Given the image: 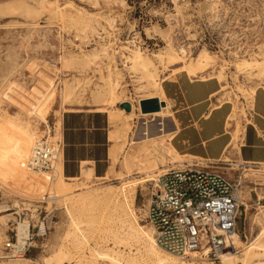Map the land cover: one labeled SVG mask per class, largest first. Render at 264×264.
Here are the masks:
<instances>
[{
    "label": "rangeland",
    "instance_id": "obj_1",
    "mask_svg": "<svg viewBox=\"0 0 264 264\" xmlns=\"http://www.w3.org/2000/svg\"><path fill=\"white\" fill-rule=\"evenodd\" d=\"M263 61L264 0H0V211H6L0 213V239L15 227L10 215L15 207L31 234L45 229L20 259L0 264H151L131 228L154 243L145 221L149 181L172 169L174 157L169 138L152 134L142 142L145 123L155 131L167 120L153 116L164 104L156 99L149 110L157 112L142 114L140 102L155 99L148 97L157 96L165 80L189 78L177 72L185 64L195 69L190 80L219 84L215 99L229 113L233 108L231 117L243 126L252 92L264 83ZM36 100L41 101L38 113L28 115ZM79 110L107 115L113 130L118 123L114 140L121 137V148L112 170L108 155L103 178L82 173L66 178L67 185L62 119ZM30 137L61 146L52 172L33 174L17 163L16 149L25 150ZM238 144L239 139L220 160L241 162L235 156ZM181 160L186 162L173 169L197 165L240 178L235 264H242L245 247L264 231V171ZM256 243L264 246V235ZM219 256L175 261L224 264ZM246 264H264V250L250 251Z\"/></svg>",
    "mask_w": 264,
    "mask_h": 264
},
{
    "label": "crops",
    "instance_id": "obj_2",
    "mask_svg": "<svg viewBox=\"0 0 264 264\" xmlns=\"http://www.w3.org/2000/svg\"><path fill=\"white\" fill-rule=\"evenodd\" d=\"M189 78L176 76L165 80L162 85L160 83L158 91L162 98L160 103L164 104L163 113H171L164 123L166 138H169L167 148L174 157L173 166L169 168L185 163L181 160L185 157L193 161H219L227 166L234 164L233 168L242 165L256 169V172L264 171V83L251 97L246 122L241 126L237 118H231L233 108L229 113L226 104H219L215 99L222 91L217 82ZM70 118H77L78 123H71ZM108 119L107 115L95 110H79L63 116L66 177L63 165L62 174L65 180L79 178L82 173L88 177L103 178L109 169L108 155L112 170L121 148L117 141L121 137L114 140V136L121 131V126L116 123L117 127L113 130ZM238 139L235 156L241 162L236 164L227 156L220 160L228 147H236ZM112 142H115L113 146Z\"/></svg>",
    "mask_w": 264,
    "mask_h": 264
},
{
    "label": "built area",
    "instance_id": "obj_3",
    "mask_svg": "<svg viewBox=\"0 0 264 264\" xmlns=\"http://www.w3.org/2000/svg\"><path fill=\"white\" fill-rule=\"evenodd\" d=\"M60 155L59 144L37 142L31 150L28 168L50 173ZM240 183V178L232 180L224 173L197 165L169 169L149 181L151 193L145 221L153 232L156 246L181 261L192 255L200 260L217 257L222 250H227L232 238L240 237L243 205ZM12 209L10 215L15 227L10 229L11 235L0 239V260L20 258L33 245L35 236L45 235L43 226L31 234L28 222L27 236L19 239L20 208Z\"/></svg>",
    "mask_w": 264,
    "mask_h": 264
},
{
    "label": "bare ground",
    "instance_id": "obj_4",
    "mask_svg": "<svg viewBox=\"0 0 264 264\" xmlns=\"http://www.w3.org/2000/svg\"><path fill=\"white\" fill-rule=\"evenodd\" d=\"M137 58H139V57L137 56ZM262 65H264V61L262 62ZM204 68H205V65H204V63H202L196 70H198V72L201 73V72L204 71ZM177 72H183V73H185L189 77L195 75V69H193V68H191L189 66H186L185 64L181 65L177 69ZM219 79H222V77L219 76ZM159 88H160V86H159ZM159 88H157V92L159 91ZM252 93L254 94V91ZM44 97H45L44 95L41 96V99L44 100ZM154 98L158 99L159 102L162 101V98L159 96V94L157 96H155ZM40 105H41V101L36 100V106L35 105H31L30 110H32V111H30L28 113V115H31L32 113H34V114L38 113V110H39ZM162 108H164V107H161L160 110ZM159 111H158V113H154L153 114L154 118H157V119H161L162 120L163 118L170 116V113L168 111L166 113H161ZM144 116H146V115H144ZM144 126H146V128L143 130V132H142L143 134L141 136H144L145 138H144V140L142 139V142H148V141H150L151 140L150 137H152L153 135H155L157 138H166L167 137V134H165V124L164 123L161 124V129H156L155 131H153L149 127V125L146 124V123H145ZM35 139L36 138H31V137L30 138H27L26 139V142H25L26 143L25 150H24V146L23 145H20L19 148L16 149L15 159H16L17 163L20 164L21 168L22 167L24 168L27 165V170H29L33 174H37V175L38 174H47V172L40 173V172L31 171L28 168V161H29V158H30V155H31V150H32L33 146L35 145V143L40 142V140H35ZM132 144H134V143H132ZM58 161H59V158L54 163V165ZM229 166H234V164H230ZM236 166H238V165H236ZM53 169H54V166H53ZM165 171H167V170H165ZM165 171H163V172H165ZM54 172L57 173V175L60 174L57 169H55ZM20 174L21 175L25 174V171L23 170L22 172H20ZM156 176H158V175H155V177ZM154 178H152V179H154ZM3 211H0V213H2ZM4 212H6V211H4ZM9 216L10 215H5L3 217H9ZM7 219L8 218L3 219L2 220V223L5 224ZM26 223L20 222L18 224V226H17V232H18V238L19 239H23V238H25L27 236V230H28L27 229V225H28V222H26ZM75 225L76 224H74V222H73V226H75ZM76 227H77V225H76ZM131 229L134 231L133 232L134 233V236L138 237V242L142 246V248L144 249V253L146 254V256L150 259L151 264H180V263H178V262L175 261V260H178L176 257H174L173 255H171V254H169L167 252H165V253L169 254L170 256H168V255H166L165 257H161L160 256V254L156 250V248H158V247L155 244V241H154V238H153V232H152V238H153L154 243H152V240H151L150 236H148L145 232L140 231L139 229L135 228V226L132 227ZM139 233L141 234L140 236H139ZM263 235H264V231H262L250 244H248L245 247L244 253L242 254L243 257H244L242 264H246L247 263L248 255H249L250 251H253V250H262L263 251L264 250V246L257 245V243H256V242H258L260 240V238ZM240 240H241L240 237L234 236L232 238V244L229 245L228 249L226 250V249L223 248L224 250L221 251L220 256H219V259L224 264H235V262H236L235 256L238 253L237 252V242H240ZM159 250H161V249H159ZM162 252H164V251H162ZM96 256H97V258H102V257L106 258V256H104L102 254H98V253H96ZM193 258H194V256L192 255L191 256V259H193ZM201 260H205V259H201ZM178 261H181V260H178Z\"/></svg>",
    "mask_w": 264,
    "mask_h": 264
},
{
    "label": "water",
    "instance_id": "obj_5",
    "mask_svg": "<svg viewBox=\"0 0 264 264\" xmlns=\"http://www.w3.org/2000/svg\"><path fill=\"white\" fill-rule=\"evenodd\" d=\"M156 103V99H147L140 102V110L142 114L148 112H157V110H149L152 104ZM158 109V108H157Z\"/></svg>",
    "mask_w": 264,
    "mask_h": 264
}]
</instances>
